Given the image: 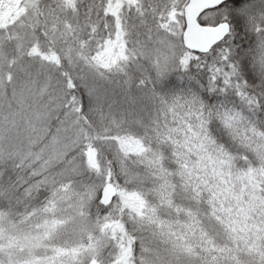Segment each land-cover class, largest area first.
Segmentation results:
<instances>
[{
    "label": "trees",
    "instance_id": "obj_1",
    "mask_svg": "<svg viewBox=\"0 0 264 264\" xmlns=\"http://www.w3.org/2000/svg\"><path fill=\"white\" fill-rule=\"evenodd\" d=\"M183 1H17L27 11L0 35L13 28L26 42H0L1 71L10 85L18 62L49 55L61 99L49 101L50 118L37 122V132L7 146L6 134L21 131L14 116L22 93L0 90V264L94 263L68 239L64 220L59 232L40 235L44 220L61 218L56 204L45 210L54 204L52 189L67 178L84 180L80 166L90 151L116 185L142 197L143 218L150 213L166 223L160 233L122 210L132 264H159L151 256L156 248L167 251L162 264H264V0H230L207 12L223 10L213 22L230 26L207 55L180 43ZM162 36L171 42H159ZM220 48L231 60L213 64ZM70 163L76 174H64ZM128 170L140 179L121 177ZM95 202L90 229L103 237L109 205ZM103 239L107 247L95 264H116L115 241ZM142 243L151 251L146 258Z\"/></svg>",
    "mask_w": 264,
    "mask_h": 264
},
{
    "label": "rangeland",
    "instance_id": "obj_2",
    "mask_svg": "<svg viewBox=\"0 0 264 264\" xmlns=\"http://www.w3.org/2000/svg\"><path fill=\"white\" fill-rule=\"evenodd\" d=\"M18 0H0V28L7 27L9 25L15 24L16 20L18 18L21 19L22 15L26 13V6L25 5H19L17 6ZM119 0H117L118 2ZM10 2V3H9ZM183 5L181 7V11H183V6L185 4V0L183 1ZM119 4V3H118ZM8 5V6H7ZM117 3H114L112 7L110 8V11L114 13L113 15L117 19V16L115 15L117 13L118 9ZM180 11V12H181ZM224 13L223 10H218V12H210V13H204L200 17V21L203 23H219V22H227L226 21H217L213 22L216 18L220 17V15ZM183 13H180V16L182 18ZM248 15V14H247ZM228 23V22H227ZM184 29L183 26V19H182V27L181 31L179 33V37L181 39V34ZM2 30V29H1ZM0 30V31H1ZM11 30L13 31V28L4 30L3 35H0V42H26L23 40V37H15V35L11 34ZM159 42H171L167 40L165 37H159L157 39ZM153 40H151L149 43H152ZM162 44V43H161ZM44 58L45 60L36 61V63L32 62H18L20 64V68L18 69L17 74H11L13 77L11 79L10 85L8 84V79L6 77V73L1 71L0 68V78L3 79V85L0 90L4 93V90L9 91L8 85L12 89H19L22 94L18 95V101L17 107L19 109V113L15 116V120L18 121L21 127V131L19 133H12L11 135H7L5 137V143L7 146H9L11 142L15 141V143L21 140L22 137H20V134L23 135L25 131H31V132H37V122L44 121L47 117L50 118L51 113H49V101L55 102L58 101V99H61V96L59 95V91L61 90V87L59 91L55 90V86H53V73L52 70H50L51 67L47 66V61H51L50 65L52 66L54 63L52 61V57L49 55L42 56L41 59ZM20 60V59H19ZM158 77V75H156ZM127 88V87H126ZM28 91L33 92V96H26L25 93H28ZM10 93V92H9ZM3 97H5V94H3ZM7 99V98H6ZM28 103H34L35 105L28 107L26 104ZM44 107V112L46 113H36L37 106ZM3 106L5 107L4 103ZM46 107V108H45ZM53 108V107H50ZM27 114V118H26ZM7 119V117H6ZM120 122V121H119ZM43 130V129H40ZM30 133V132H29ZM32 134V133H31ZM197 135V134H196ZM28 138H24L27 142L29 141ZM117 139L122 140L123 138H127V136L120 135L116 137ZM135 139V138H134ZM53 140V138H52ZM125 141H131L129 144L130 148L137 147L135 146V143H133L130 139H123V143ZM134 141H139L138 139H135ZM121 144V143H120ZM125 144V143H124ZM122 146V144H121ZM126 148V146H122ZM128 149V148H127ZM139 151V150H138ZM92 151L85 153V160L83 161L81 167V172L85 175V179L81 180L76 183L74 179L67 178L68 180L62 181V183H59L57 186H55L52 189V194H50L51 203H54L52 207L45 209L46 211L55 207V204L57 205V210L61 218H51L44 220L41 224L43 227V232L40 234L43 236V238L47 237V232L53 231L56 228V232H59L57 229L59 227V224L63 222V220L66 222L65 230H70L68 232V239H73V243L76 244V248H81L84 250H87L89 255L88 261L89 263L94 262L92 264H95L96 259L98 258L97 252L103 251L105 247H107L106 240L103 239L105 237L106 239L110 238L113 241H115L116 246V256L114 261L116 264H132L128 261L130 257L129 247L126 243V236L123 232V228L121 227L119 223V217L121 215V212L123 209H127L132 216H129V220L133 221L134 223H139L143 219H147V224L152 225L154 230H157V232H160V229H164L166 223L162 222L161 220L154 219L150 213H143L145 214L146 218H143L142 214L140 213L144 206V200L139 198L138 194L135 192H132L130 190H127L125 187V184L116 185V183L112 180L113 178L110 177L108 170L105 168H102L98 166L97 160L94 159L91 153ZM140 152V151H139ZM138 152V153H139ZM51 153V152H50ZM53 154V153H52ZM145 157V156H144ZM127 159V158H126ZM88 163H86V162ZM91 162V164H90ZM75 164L70 163L69 170L65 171L64 174L70 175L71 171H74ZM79 167V168H80ZM79 170V169H78ZM89 172V173H88ZM76 174V170L74 171ZM87 173V175H86ZM124 176L121 175V177H135L137 180L140 179L141 174L138 171H132L128 170L123 173ZM67 176V175H66ZM102 181H99L98 178H102ZM119 178V177H118ZM117 178V180H118ZM106 182H113L114 186L116 187L115 190H117V195L113 199L112 203L109 205L108 209L106 210V216L104 222L101 224V231L104 232L103 237H100L95 230L90 229L92 227L90 225V217L89 212L92 211V203L95 204V201L100 202V192H101V186ZM158 193V189L156 190ZM224 208V207H222ZM88 216V218H87ZM58 221V223H56ZM49 222V223H48ZM46 223L48 225V228L46 229ZM162 233V232H160ZM83 235V237H82ZM79 236V238H78ZM71 239V240H72ZM109 240V239H108ZM142 240V239H141ZM182 242V241H181ZM189 245V244H188ZM192 244H190L188 249H190ZM153 253H151L150 250L146 249L144 244L142 243V251L144 253L145 258L147 257V252L153 254L151 256H156V262L159 264L161 263L162 259L166 258V250H162L160 248L152 249ZM195 261V264L198 262ZM162 264V263H161ZM200 264V263H199Z\"/></svg>",
    "mask_w": 264,
    "mask_h": 264
},
{
    "label": "water",
    "instance_id": "obj_3",
    "mask_svg": "<svg viewBox=\"0 0 264 264\" xmlns=\"http://www.w3.org/2000/svg\"><path fill=\"white\" fill-rule=\"evenodd\" d=\"M228 0H188L183 8V18L185 28L182 34L183 46L188 49H200L196 51L198 53H205V50L209 45L214 42H220L221 37H225L228 34L227 27L220 28L219 24L203 25L199 23L198 17L205 11L213 9L221 5ZM116 187L111 182H106L101 187L100 201L104 205H108L112 202L117 194Z\"/></svg>",
    "mask_w": 264,
    "mask_h": 264
},
{
    "label": "snow or ice",
    "instance_id": "obj_4",
    "mask_svg": "<svg viewBox=\"0 0 264 264\" xmlns=\"http://www.w3.org/2000/svg\"><path fill=\"white\" fill-rule=\"evenodd\" d=\"M202 26H203V24H202ZM219 27L220 28H224V27H227V25L224 24L223 22H221V24L219 25ZM221 39H223V37H221ZM215 43L216 42H214L212 45H209L208 46V48L205 50V55H207L208 53L211 52L212 47L215 46ZM190 51L196 52V51H200V49H191ZM192 59H193L192 57H189L188 58V62H187V65L185 67V71H188L191 68V66H192ZM195 59L199 60V57H196ZM217 60H219L221 63H228V62H230V60H231V54H230V52L226 53L223 48L218 49L217 56L214 58L213 64H215ZM182 63H183V61H182ZM197 66L199 67L200 65L198 64ZM259 66H260L261 71L264 72V56H262L260 58ZM219 70H220L219 68H216L215 69L216 72H218ZM230 70L231 71H235L236 70V67L233 65ZM209 80L211 82H219L220 81V77L219 76H212V75H210L209 76ZM224 82L227 83V81H224Z\"/></svg>",
    "mask_w": 264,
    "mask_h": 264
}]
</instances>
